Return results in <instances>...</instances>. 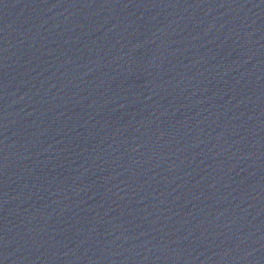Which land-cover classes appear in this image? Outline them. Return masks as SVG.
<instances>
[{"label": "water", "instance_id": "95a60500", "mask_svg": "<svg viewBox=\"0 0 264 264\" xmlns=\"http://www.w3.org/2000/svg\"><path fill=\"white\" fill-rule=\"evenodd\" d=\"M0 264H264V0H0Z\"/></svg>", "mask_w": 264, "mask_h": 264}]
</instances>
